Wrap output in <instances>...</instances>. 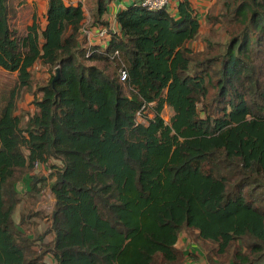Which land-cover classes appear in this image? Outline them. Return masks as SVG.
Listing matches in <instances>:
<instances>
[{"label": "trees", "instance_id": "16d2710c", "mask_svg": "<svg viewBox=\"0 0 264 264\" xmlns=\"http://www.w3.org/2000/svg\"><path fill=\"white\" fill-rule=\"evenodd\" d=\"M114 1L88 0L91 27L109 25ZM141 1L117 14L104 48L86 47L81 3L49 0L46 25L35 17L20 34L0 0V69L20 84L0 98V264H264V0H223L207 18L226 42L199 50L188 2L176 18ZM38 63L55 74L19 116ZM41 167L51 214L34 208ZM183 233L204 256L179 247Z\"/></svg>", "mask_w": 264, "mask_h": 264}, {"label": "rangeland", "instance_id": "374dc122", "mask_svg": "<svg viewBox=\"0 0 264 264\" xmlns=\"http://www.w3.org/2000/svg\"><path fill=\"white\" fill-rule=\"evenodd\" d=\"M222 2L223 0H217L216 4L214 5L213 9L210 11V15L213 18L220 17V14L222 13ZM17 6V1L15 3ZM21 5L17 6L18 9L15 16L12 17V29L17 30L20 34H24L28 28V26L32 25V16L33 12L39 13V19L42 21V11L37 10L36 8H32L30 5L29 7L26 5L23 8H20ZM206 27V34L201 35L196 39L194 42L190 44V47L199 50L202 48V46H205L206 44V38L210 36L209 39L220 41V42H226L224 40H221V36L223 34V29L221 30V25L218 24L217 26L214 25V20L211 19L210 23L207 22ZM204 32V33H205ZM32 72V81L30 88H19L18 90V96H17V113L19 116L23 115V113H34L35 112V106H34V100H35V93L38 91L40 87H43L47 85V83L50 80V77L55 74V70L52 71L49 66H45L41 63H38ZM18 87H20V84L18 82V75L16 73H9L2 69H0V98L3 96H9L13 90H17ZM40 96V94H39ZM149 118H153V115L151 113L148 114ZM173 116L172 111L167 108L163 112V118L166 122H170L171 117ZM140 121V120H139ZM42 168V167H41ZM40 175H44L47 180V184L42 189V193L38 195L35 199V210H41L45 211L47 214H51L54 206V197L51 193L50 186L53 183L51 180H49V172L46 171L45 168H42L39 170ZM28 182H24L23 184H19V196L22 198V204L20 206V210L22 211V205L24 208H26L27 203H29V198L27 197V193L25 191L27 190ZM47 222V223H45ZM50 219L46 218L44 220H37L38 226V233L40 235H43L44 232L49 228ZM36 235V234H35ZM37 236V235H36ZM49 237H45L44 241L46 243H50L53 241V235H48ZM189 235L187 233H183L182 237L180 238L179 247L180 248H186L190 249L192 248L197 253L204 256L205 251L204 249L200 247L201 251L196 249L198 245L195 243H192L193 238L188 237ZM41 249V248H40ZM205 257V256H204ZM202 257L201 261L199 260V264H207L205 258ZM45 261L48 264H54V259L51 257V255H47L45 258ZM218 261V260H217ZM220 261V260H219ZM222 262V261H221ZM224 264H229L228 261L222 262ZM187 264H192L188 262Z\"/></svg>", "mask_w": 264, "mask_h": 264}, {"label": "crops", "instance_id": "0c3cea01", "mask_svg": "<svg viewBox=\"0 0 264 264\" xmlns=\"http://www.w3.org/2000/svg\"><path fill=\"white\" fill-rule=\"evenodd\" d=\"M14 5H16L17 1V6L21 5L20 8L25 7L26 5L29 7V5L34 9L36 8L37 10H41L43 15H42V21L39 19V13L33 12L32 16V24L34 22V18L37 17L38 22L42 24V27L46 25V14H47V7H48V1L49 0H12ZM67 4H72V5H77L81 3L82 8L85 12V21H84V27H89L91 28V33L87 34V36H84L85 42L87 43V46L91 45H100L103 46L104 48L106 47L105 43L109 41L110 36L115 33H119L120 27L116 21V16L117 14L122 11L123 9H126L127 7L135 4L136 2L138 3L140 0H116L113 3L110 4L109 6V14L108 17L105 19L108 20L109 25L107 27H91V16L93 11L95 10L96 5L95 4H89L88 0H85L84 2H81V0H64ZM188 2L192 8V10L195 12L194 16L198 20L200 26H201V35H205L206 32V27L208 18L207 14L208 12L212 9V7L215 5L217 0H172L167 11L172 15L175 16L176 18L179 16V8L183 2ZM16 9H18V7ZM106 31L107 34L105 37H101L100 33L101 31ZM205 32V33H204ZM200 37V36H199ZM36 172H39L37 169ZM29 176V175H28ZM28 176L24 179L25 182L26 180L29 181ZM46 179V177H45ZM23 184V183H22ZM19 186V185H18Z\"/></svg>", "mask_w": 264, "mask_h": 264}, {"label": "built area", "instance_id": "2783aa9c", "mask_svg": "<svg viewBox=\"0 0 264 264\" xmlns=\"http://www.w3.org/2000/svg\"><path fill=\"white\" fill-rule=\"evenodd\" d=\"M85 0H81V2H84ZM172 0H142L141 1V6H143L144 8H146L147 10L150 11H156V10H161L167 6L170 5ZM83 33L87 36V34L91 33V28L89 27H84L82 29ZM107 34L106 31H101L100 35L101 37H105V35ZM113 60H117L118 62L123 61L122 56L120 54L119 51H116L113 56H112ZM120 78H121V82L122 83H126L127 79H128V74L127 71L122 68L120 70Z\"/></svg>", "mask_w": 264, "mask_h": 264}, {"label": "water", "instance_id": "95a60500", "mask_svg": "<svg viewBox=\"0 0 264 264\" xmlns=\"http://www.w3.org/2000/svg\"><path fill=\"white\" fill-rule=\"evenodd\" d=\"M58 76H59V74H58Z\"/></svg>", "mask_w": 264, "mask_h": 264}]
</instances>
